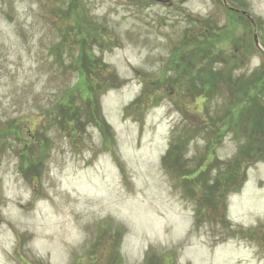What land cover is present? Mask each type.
Wrapping results in <instances>:
<instances>
[{
	"label": "rangeland",
	"instance_id": "obj_1",
	"mask_svg": "<svg viewBox=\"0 0 264 264\" xmlns=\"http://www.w3.org/2000/svg\"><path fill=\"white\" fill-rule=\"evenodd\" d=\"M263 125L264 0H0V264H264Z\"/></svg>",
	"mask_w": 264,
	"mask_h": 264
},
{
	"label": "trees",
	"instance_id": "obj_2",
	"mask_svg": "<svg viewBox=\"0 0 264 264\" xmlns=\"http://www.w3.org/2000/svg\"><path fill=\"white\" fill-rule=\"evenodd\" d=\"M87 57H84L80 60V62L83 64V66L85 68L88 67V64L86 63H89L90 60L87 61ZM86 64V65H85ZM187 74H189L190 72L188 70H186ZM90 72L86 70V76L89 74ZM191 74V73H190ZM207 80V79H206ZM209 82H211L212 84H216V81L214 80V78H212V80L208 81L207 84L203 85V87H206V85L209 84ZM210 85V84H209ZM100 86V85H98ZM214 87V86H213ZM86 93H88L90 96L92 95V93L94 92L93 89L89 88L87 90H85ZM241 95V94H240ZM240 95L238 96V99L240 97ZM69 107V106H68ZM253 107H255V105H253ZM260 108H262V106H260ZM73 112L71 111V108L69 107L68 108V118L70 120H73V121H79L78 120V117L73 115ZM75 116V117H74ZM250 116V114H249ZM253 136H251L250 138V142H251V147H249V149L247 150V153L248 154H252V156H250V159L249 161H253V162H257L259 160L262 159V157L264 156V125L261 129H259V131H256L255 133L252 134ZM247 165V163H246Z\"/></svg>",
	"mask_w": 264,
	"mask_h": 264
}]
</instances>
